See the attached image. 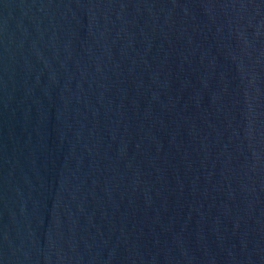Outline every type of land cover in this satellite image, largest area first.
<instances>
[{
    "label": "water",
    "instance_id": "1",
    "mask_svg": "<svg viewBox=\"0 0 264 264\" xmlns=\"http://www.w3.org/2000/svg\"><path fill=\"white\" fill-rule=\"evenodd\" d=\"M0 264H264V0H0Z\"/></svg>",
    "mask_w": 264,
    "mask_h": 264
}]
</instances>
